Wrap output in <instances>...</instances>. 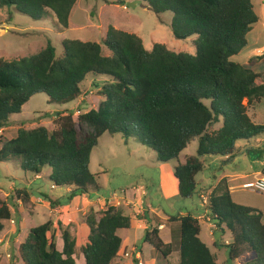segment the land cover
Returning <instances> with one entry per match:
<instances>
[{
    "label": "trees",
    "instance_id": "trees-1",
    "mask_svg": "<svg viewBox=\"0 0 264 264\" xmlns=\"http://www.w3.org/2000/svg\"><path fill=\"white\" fill-rule=\"evenodd\" d=\"M76 1L0 0V9H12L33 21L54 16L57 28L67 29ZM139 1L158 17L171 13L174 37L195 38V54L176 53L163 44L147 50L138 36L109 27L100 44L63 40L60 56L47 41L37 54L11 61L0 58V132L34 96L43 94L48 105L65 106L82 97V83L93 78L92 87L101 97L97 109L77 111L75 117L71 111L57 114L58 129L52 132L19 127L0 148V164L16 163L30 176L49 170L51 187L70 188L66 204L100 190L89 163L105 134L119 137L125 145L136 140L157 155L158 163L176 162L173 173L185 201L197 191L196 177L205 158H226V164L243 151L264 155L260 147L253 149L258 146L254 141L264 138V123L249 115L264 102V84L257 82L261 75L231 62L258 22L252 0ZM105 49L109 55H104ZM215 124L219 129L209 131ZM194 140L197 155L181 162V153ZM11 194L0 200V233L12 220L13 201H30L25 188ZM43 198L51 208L62 206ZM207 206L216 227L223 226L231 236L223 246L226 262L218 263L200 240L199 222L192 214L169 218L178 224L177 244H164L156 227L145 231L144 243L160 255L162 264H170L173 251L179 254V264H233L248 254L254 258L247 264H264L263 213L235 202L224 180L208 195ZM85 224L88 236L78 246L70 231L57 223L61 251L50 235L51 221L30 229L18 248L21 264H77V250L84 264H111L122 244L117 232L130 228V218L109 207L99 214L90 210Z\"/></svg>",
    "mask_w": 264,
    "mask_h": 264
},
{
    "label": "rangeland",
    "instance_id": "rangeland-1",
    "mask_svg": "<svg viewBox=\"0 0 264 264\" xmlns=\"http://www.w3.org/2000/svg\"><path fill=\"white\" fill-rule=\"evenodd\" d=\"M134 1L77 0L71 11L67 29H58L56 23H54L56 20L54 16L52 18H43L41 21H33L12 9H0V55H4L5 60L6 58L18 59L34 55L45 47L47 41H50L56 50V54L60 56L62 54L61 44L63 40H80L82 42L100 44L105 39V32H107L106 30L109 27L138 36L147 50H151L154 44H163L170 51L176 53L195 54V47L192 44L195 38L178 40L174 37L171 29V13H164L161 17H158L143 4H135L133 7H129L128 5ZM117 2L121 4H117ZM252 4L258 17V22L247 35L246 47L238 55L231 58V62L240 64L261 75L257 82H263L264 84V0H252ZM104 55H109L106 49ZM92 84L93 78L88 77L81 85L83 97L65 106L48 105L47 98L43 94L31 98L23 106L20 115H14L10 118L9 126L1 134L0 148L5 141L15 136L19 127H23L26 130L44 127L52 132L58 129L57 114L66 115L67 112L71 111L75 117L77 116V111L86 112L90 109H97L101 97L98 94V90L92 87ZM249 115L257 123H264V102L254 112L250 110ZM219 127L220 124H215L210 127L209 131H215ZM263 141L264 138L260 137L254 141V144H261ZM197 146L198 141L194 140L181 153L179 160L184 162L188 158L195 157L197 155ZM257 147L253 145L255 151L258 150ZM261 149H264V146ZM258 155L260 157V154ZM222 161L223 159L205 158L203 171L197 176L199 184L196 198H194L196 202H199L198 194L201 190H204V186L207 187L210 177L218 176L221 170L233 171L240 169L252 172L264 166L263 159L258 158L254 160L242 158L240 163H236L237 168L230 165V161L226 164H222ZM158 164L157 155L136 140H130L125 145L119 137L112 138L105 134L99 140L97 147L90 156L89 170L97 177V183L100 187L98 192L90 193L91 200H95L97 197L109 199L114 194L118 195L123 189L138 186L147 190H150V188L154 190L152 191V198L154 199V206H156L158 204L156 197L158 191ZM173 164L177 165L176 162H173ZM46 176L47 174L44 172L40 180H34L29 174H24L16 163L0 164V200H8L12 195L11 189L25 188L32 198L42 196L52 200L55 199L62 206L68 205L64 197L59 198V194L63 193V188L51 189ZM68 189L70 192V188ZM176 199L180 203H185L183 202L185 200L180 197ZM241 199L243 201L240 204L257 209L264 214V197L261 194L248 191ZM234 200L240 202L237 197ZM174 201V199H170L163 205L167 216L171 217L177 212H183L179 209V204L174 203ZM112 202V200L111 203L103 202L102 209L106 210L107 207L112 206ZM13 204L15 206L11 208V221L13 223L11 221L7 222L0 233V264H8L10 261L15 264H21L17 256L19 245L28 235L30 229L42 225L46 219L51 218L52 220L53 227L50 235L55 236L56 245L57 238L60 237V232L57 230L59 221L55 223L56 217H50L48 209L39 208V212H41L39 217L35 218V215L32 214L34 219L31 220L28 212H31L32 207L29 202L26 205L18 206L17 201L14 200ZM64 210V212L58 214V218L64 214L65 221L69 225L66 227L63 225V227L67 228L75 236L76 230L80 232L81 223H85V218L90 210H84L80 206L71 210ZM16 215L25 219L23 223L19 224V218L16 219ZM200 224L204 233L205 224L203 221ZM80 237H83V234ZM138 238L141 239V235ZM224 240L229 239L227 237ZM80 241L78 246H80ZM139 242H142V240ZM83 243L84 240H82L81 245ZM221 253L227 259L225 248H222ZM123 254L120 257L125 258ZM144 254L146 259L148 253L145 252ZM151 256H155L158 259V264L163 263L160 255L154 250ZM81 257L77 250L75 256L77 264L80 263ZM253 258V254H248L239 258L233 264H247ZM170 264H179L178 257L173 256Z\"/></svg>",
    "mask_w": 264,
    "mask_h": 264
},
{
    "label": "crops",
    "instance_id": "crops-1",
    "mask_svg": "<svg viewBox=\"0 0 264 264\" xmlns=\"http://www.w3.org/2000/svg\"><path fill=\"white\" fill-rule=\"evenodd\" d=\"M49 18H52V16ZM54 23H56V20ZM3 56L4 55H0V58L5 60ZM6 60L11 61L14 59L6 58ZM5 131H6V128L0 132V140L2 139L1 134ZM257 145L258 147L262 148L264 146V141L261 144L257 143ZM242 154L232 159V161H230L231 162L230 165H233L235 166V168H237L236 163H240V160H242V158L252 159V160L258 158V159H263L264 161V155H263V158L261 157L259 158V157H255L253 153H248L245 151H243ZM225 159L226 158H224L223 160ZM158 166H159L158 167L159 168L158 183H157L158 191L156 194L158 204L156 206H154V199L152 198V191L154 190H151V188L150 190H147L145 188L138 187V186H133V187L121 190L124 192V195L118 197L115 201L119 203L116 209L121 210L123 215L130 218L131 226L127 230H120L117 232L118 236L122 240V244H121V249L118 253V258L114 260L111 264H133L134 260L137 259L136 256H139V261L141 262V264H158L157 263L158 259H156L155 256H151L154 249L151 248L148 244H145L143 241L144 233L150 227L157 228L159 237L161 238L164 244H174V245L177 244L178 224L176 222H172L171 220H169L170 216L166 215L164 208H163V205L165 204V202H167L170 199H174L175 200L174 203L179 204V209L183 211V212H177L171 217H178V216H185L187 214H192V216H194L199 222L200 240L210 249L211 253L215 255L218 263L226 262L227 259L224 258L221 251H222V248H224L223 247L224 245H227L231 242V236L229 232L226 231V229L223 226L221 228L216 227L215 220L211 216L210 212L208 211L207 197L211 193V191L219 184V182L221 180H224L227 183L228 190L230 194L232 195L233 200L235 197H237V199L240 200V202H237V203L238 204L242 203L241 201H243V199L241 198L246 192L250 191V190L242 189V185L248 182H251L258 175L262 174L264 170V166L252 172H249V171L247 172L245 170H240V169L233 170V171L227 170V169L221 170V173L218 176L210 177V181L207 187L204 186L203 187L204 190H201V192L198 194L199 202L198 201L196 202L194 199L196 198L195 197L197 194V191H196L195 195L193 196L191 200L183 201L185 203H180V201L176 199L177 197H179V194H178V184H177V181L173 173V170L175 167L173 162L167 163V164L159 163ZM44 172H46L47 174L46 176V179H47L50 174L49 170H44L41 173V175L32 176V177L34 178V180H40ZM47 182L49 183L48 179H47ZM196 182H197V177H196ZM198 184L199 182H197V185ZM51 189L56 190L57 188L51 187ZM137 189H145V191H147L146 199L142 198L138 193L135 192V190ZM197 189H198V186H197ZM11 190L13 192L15 189H11ZM67 193H69V189L63 188V193L59 194V198L64 197ZM261 196L264 197L263 195ZM91 199L92 198L90 194L84 195L82 197L74 198L66 206H58L55 208H51L49 206L48 201H46L42 196L39 198H32L30 196L29 204L32 207V209H31V212H28L30 214L28 215H29V218L33 220L34 217L35 218L39 217L41 213L39 212V208L44 207V209L49 210L50 217L52 216L56 217L55 223L59 221L62 225L66 227L69 225V223L65 221L64 214H62L58 218V214L60 212L61 213L64 212L65 211L64 209L71 210L75 207L80 206V207H83L84 210L94 211L95 214H99L105 211L104 209H102V203L105 202V200H107L105 199V197H100V198L97 197L95 198V200H91ZM143 200H144V205H142L143 208H146L147 205H150V209L146 210L145 213L140 214L139 212H140V209L142 208L141 203L143 202ZM16 201H17L18 206L22 205L19 200H16ZM52 201H57V200L53 199ZM32 214L35 216L33 217ZM24 220L25 219L23 218H19L18 219L19 224L23 223ZM48 221H52L51 218L46 219L42 224ZM202 221L205 224L204 233H203V229L201 228V224H200V222ZM11 222L13 223V221ZM88 232L89 230L86 224L81 223L80 232L76 230L75 236L72 235L76 239L77 245L79 244L80 238L82 240L86 239V237L88 236ZM81 234H83V237H80ZM140 235H141V239L138 238ZM227 237L229 240L225 241L224 239ZM82 240L80 241V245L82 243ZM140 240H142V242H139ZM56 247L58 251L62 250V241L60 237L57 238ZM145 252L148 253V256L146 259H145V254H144ZM123 253H126L129 257L127 258L120 257L122 256L121 254ZM173 256L178 257V260H179L178 252L173 251V253L171 254L169 258V261L173 259ZM79 264H84L83 256L81 257Z\"/></svg>",
    "mask_w": 264,
    "mask_h": 264
},
{
    "label": "built area",
    "instance_id": "built-area-1",
    "mask_svg": "<svg viewBox=\"0 0 264 264\" xmlns=\"http://www.w3.org/2000/svg\"><path fill=\"white\" fill-rule=\"evenodd\" d=\"M242 189L254 191V192L264 196V175L260 174L256 178H254L251 182H248V183L242 185ZM135 192L138 193L142 198L146 199V196H147L146 192L147 191H145V189H137V190H135ZM123 195H124V192L121 191V192H119L118 195L114 194L111 198L105 200V202L111 203V200H112L113 205L109 206V207L116 208L119 205V203L115 202L116 199L120 196H123ZM142 203H141L142 208L140 209V212H139L140 214L145 213L146 210L150 209V205H147L146 208H143L142 205H144V200ZM109 207H107V208H109ZM124 255L126 258L129 257L126 253H124ZM136 257H137L136 260L138 261V264H141V262L139 261V256H136Z\"/></svg>",
    "mask_w": 264,
    "mask_h": 264
},
{
    "label": "water",
    "instance_id": "water-1",
    "mask_svg": "<svg viewBox=\"0 0 264 264\" xmlns=\"http://www.w3.org/2000/svg\"><path fill=\"white\" fill-rule=\"evenodd\" d=\"M135 4H141L139 0H135L133 3L129 4V7H133Z\"/></svg>",
    "mask_w": 264,
    "mask_h": 264
},
{
    "label": "clouds",
    "instance_id": "clouds-1",
    "mask_svg": "<svg viewBox=\"0 0 264 264\" xmlns=\"http://www.w3.org/2000/svg\"><path fill=\"white\" fill-rule=\"evenodd\" d=\"M124 255V254H123ZM126 258V257H125Z\"/></svg>",
    "mask_w": 264,
    "mask_h": 264
}]
</instances>
